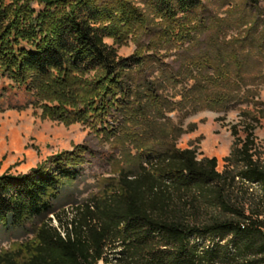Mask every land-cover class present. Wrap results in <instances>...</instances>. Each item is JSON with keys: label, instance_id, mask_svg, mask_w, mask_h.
<instances>
[{"label": "trees", "instance_id": "1", "mask_svg": "<svg viewBox=\"0 0 264 264\" xmlns=\"http://www.w3.org/2000/svg\"><path fill=\"white\" fill-rule=\"evenodd\" d=\"M203 7V0H149L147 14L128 0H0V81L9 82L0 99L25 92L24 107L114 139V152L133 165L81 199L83 166L104 155L94 143L27 174L0 176V239L33 233L1 252L0 264H264L259 120L243 114L246 136L222 171L217 158L162 138L184 101L224 106L242 81L241 47L205 38L213 18ZM131 35L138 52L129 58L106 42ZM162 50L175 59L166 63L173 54Z\"/></svg>", "mask_w": 264, "mask_h": 264}, {"label": "rangeland", "instance_id": "2", "mask_svg": "<svg viewBox=\"0 0 264 264\" xmlns=\"http://www.w3.org/2000/svg\"><path fill=\"white\" fill-rule=\"evenodd\" d=\"M128 1L141 8L144 13L150 12L149 0ZM203 5L200 13L206 18H213L209 21L210 33L205 38L219 36L226 42H238L236 47H241L239 53L246 57L243 66L238 69L242 74V81L233 94L235 98L224 106L195 107V104L184 101L178 110L169 114L170 121L166 123L162 138L164 140V136L168 137L169 144H175L178 148H195L200 159L217 158L218 169L222 171L226 165L225 158L236 140L246 136L244 113L259 120L254 136L264 151V0H259L254 7L251 0H203ZM150 17L153 18L152 15ZM156 22H160V19ZM106 42L114 46L118 56L122 58L132 57L138 52V41L132 35L127 42L115 43L112 38H107ZM189 45L190 43H186L183 47ZM161 54H173L170 58H165L166 63L175 59L174 50H165ZM231 69L237 71L234 67ZM184 82L171 92L183 90L186 87ZM8 85V81H0V94L2 87ZM8 93H5L6 98L0 99V176L6 173L27 174L51 158L71 152L85 143H94L104 155L91 159L83 166L85 180L78 185V199L96 192L99 180L112 176L123 167L133 168L118 152H114L115 148L111 143L114 139L108 141L102 135L97 137L92 129L81 123L67 125L45 118L41 107H24L29 101L25 92L19 91L16 96L7 99ZM10 102L17 106L11 108ZM235 128L237 135L234 133ZM66 211L69 216L72 214L71 207H66ZM53 224L57 226L54 221ZM27 226L33 229L34 224L28 223ZM32 240V231L22 238L10 235L0 239V253L17 249L21 244Z\"/></svg>", "mask_w": 264, "mask_h": 264}]
</instances>
